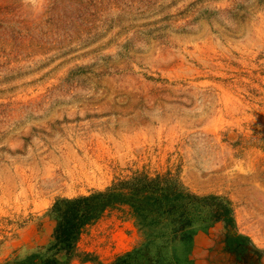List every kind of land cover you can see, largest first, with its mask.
Here are the masks:
<instances>
[{
  "label": "rangeland",
  "instance_id": "rangeland-1",
  "mask_svg": "<svg viewBox=\"0 0 264 264\" xmlns=\"http://www.w3.org/2000/svg\"><path fill=\"white\" fill-rule=\"evenodd\" d=\"M166 173L235 222L197 229L188 264H264L226 244L264 250V0H0V264L65 259L56 199ZM150 220L106 208L67 264L112 263Z\"/></svg>",
  "mask_w": 264,
  "mask_h": 264
},
{
  "label": "trees",
  "instance_id": "trees-1",
  "mask_svg": "<svg viewBox=\"0 0 264 264\" xmlns=\"http://www.w3.org/2000/svg\"><path fill=\"white\" fill-rule=\"evenodd\" d=\"M118 203L129 205L138 217L152 219L148 226L153 230L146 242L117 256L110 264H188L187 254L197 229L217 221L232 227L235 223L231 208L216 195L194 194L170 173L154 177L136 175L103 191L56 199L49 209V215L56 221L49 248L56 253L63 251L65 259L45 257L41 264H67L81 228ZM161 235L164 243L153 251L152 245ZM226 244L242 252L264 254L242 234H227ZM168 246L171 249L167 251Z\"/></svg>",
  "mask_w": 264,
  "mask_h": 264
},
{
  "label": "flooded vegetation",
  "instance_id": "flooded-vegetation-1",
  "mask_svg": "<svg viewBox=\"0 0 264 264\" xmlns=\"http://www.w3.org/2000/svg\"><path fill=\"white\" fill-rule=\"evenodd\" d=\"M236 251H238L240 254H247V253H250V252H242V250H237V249H236Z\"/></svg>",
  "mask_w": 264,
  "mask_h": 264
}]
</instances>
